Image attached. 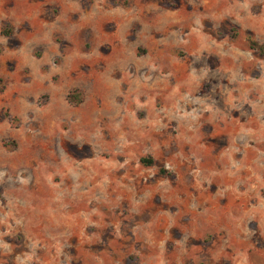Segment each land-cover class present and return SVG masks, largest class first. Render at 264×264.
<instances>
[{
	"label": "rangeland",
	"instance_id": "rangeland-1",
	"mask_svg": "<svg viewBox=\"0 0 264 264\" xmlns=\"http://www.w3.org/2000/svg\"><path fill=\"white\" fill-rule=\"evenodd\" d=\"M0 264H264V0H0Z\"/></svg>",
	"mask_w": 264,
	"mask_h": 264
},
{
	"label": "trees",
	"instance_id": "trees-1",
	"mask_svg": "<svg viewBox=\"0 0 264 264\" xmlns=\"http://www.w3.org/2000/svg\"><path fill=\"white\" fill-rule=\"evenodd\" d=\"M255 47H262V46H259V44H257V43H254L253 44Z\"/></svg>",
	"mask_w": 264,
	"mask_h": 264
}]
</instances>
